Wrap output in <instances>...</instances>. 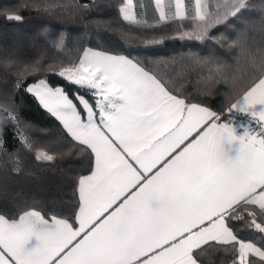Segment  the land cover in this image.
I'll return each instance as SVG.
<instances>
[{
	"label": "snow or ice",
	"instance_id": "obj_1",
	"mask_svg": "<svg viewBox=\"0 0 264 264\" xmlns=\"http://www.w3.org/2000/svg\"><path fill=\"white\" fill-rule=\"evenodd\" d=\"M94 3L80 7L87 10ZM196 4V26L184 35L201 42L215 40L212 28L230 24L252 7L248 0H226L223 10H211L201 0ZM154 7L156 24L170 13L173 20L185 16L183 0H175L174 12L162 0H154ZM119 13L129 23H147L134 0H122ZM6 19L23 23L20 15ZM62 45L63 36L56 47ZM193 59L210 62L195 54ZM39 64L24 66L17 88L20 78L40 71ZM223 67L217 65L216 73ZM253 67L249 86L227 112L249 113L259 132L245 130L237 137L231 123L222 122V113L174 94L179 89L171 79L135 57L85 49L78 63L49 65L96 98L93 105L77 97L82 114L62 88L44 79L27 88L90 157V174L75 178L71 218L49 216L36 204L15 218L0 214V264H202L209 249L230 253L232 264H264V108L255 110L264 106V52L258 62L253 58ZM216 78L210 74L208 80ZM6 120L15 116L8 113ZM236 140L239 155L233 160L225 145ZM22 142L33 150L27 138ZM35 158L54 161L45 151ZM14 163L19 172V160ZM243 232L256 233L259 240Z\"/></svg>",
	"mask_w": 264,
	"mask_h": 264
},
{
	"label": "trees",
	"instance_id": "obj_2",
	"mask_svg": "<svg viewBox=\"0 0 264 264\" xmlns=\"http://www.w3.org/2000/svg\"><path fill=\"white\" fill-rule=\"evenodd\" d=\"M122 0H95L85 10L80 7L91 0H0V214L17 217L28 205L36 204L47 215L72 217L75 212V178L90 173V157L67 137L61 124L43 109L27 86L44 79L51 87H60L82 109L77 97L93 103L91 92L54 74L49 65L71 66L79 62L86 48L139 59L153 71L171 79L178 94L186 101L212 107L222 113L221 120L231 117L228 106L249 86L264 52V0H248L251 8L238 14L231 23L211 29L215 40L190 39L196 26L193 0H183L184 18L156 24L159 13L154 0H134L140 25L121 18ZM226 0H214L211 10H223ZM7 15H20L23 23L7 22ZM63 36L62 47L56 44ZM153 38L159 43H148ZM209 60L200 64L193 55ZM39 60L40 71L20 78L26 64ZM217 65H223L217 74ZM217 78L209 81V75ZM258 74V73H257ZM227 101V103H225ZM8 113L15 120H6ZM83 114V112H82ZM238 118L246 119L239 115ZM255 126V125H254ZM27 138L29 151L22 142ZM54 156L52 162L36 160V153ZM19 160L20 171L14 172ZM238 229L240 222L231 221ZM248 239L259 235L243 232ZM202 264H232L231 254L209 249Z\"/></svg>",
	"mask_w": 264,
	"mask_h": 264
},
{
	"label": "crops",
	"instance_id": "obj_3",
	"mask_svg": "<svg viewBox=\"0 0 264 264\" xmlns=\"http://www.w3.org/2000/svg\"><path fill=\"white\" fill-rule=\"evenodd\" d=\"M162 3L166 6V10L168 9V7L171 8V10L174 12L175 10V0H162ZM193 3H194V7H195V11H196V7H197V4H196V0H193ZM208 5L209 9H212L213 5H214V2L212 0H201V5ZM171 15V13L169 14ZM86 49H90V48H86ZM85 50V49H84ZM84 50L82 51L80 57L83 56L84 54ZM94 50V49H92ZM95 51H99V50H95ZM99 52H102V51H99ZM110 54V53H109ZM80 59V58H79ZM39 81V80H38ZM38 81L34 82V83H31L27 86V88L35 83H37ZM50 86V85H49ZM55 88V87H54ZM33 95V94H32ZM85 98V97H84ZM86 99V98H85ZM95 97H93V103H91L88 99V102L91 103V104H95ZM37 100V99H36ZM78 100V99H77ZM38 101V100H37ZM39 103V102H38ZM78 103L82 109V112H83V107L82 105L80 104L79 100H78ZM40 105V103H39ZM41 106V105H40ZM42 107V106H41ZM43 108V107H42ZM261 108H264V106H256V109L255 110H260ZM44 109V108H43ZM46 110V109H45ZM47 111V110H46ZM48 112V111H47ZM231 117L227 120H223L222 122H225V123H231V126L233 127L234 129V134L237 136V137H240L244 134L245 130H247L250 134L254 131L257 130V132H259V128H258V122L257 120L253 119L252 116L249 114V113H245V112H241V111H238L236 109H233L231 111ZM239 115H242V116H245L246 119H243V118H238L237 116ZM56 119V118H55ZM57 120V119H56ZM58 121V120H57ZM59 122V121H58ZM60 123V122H59ZM255 125V126H254ZM225 147L228 149V156L230 158H232L233 160H235L238 155H239V147H240V142L239 140H236L235 142H233L232 144H226ZM90 174V173H88ZM86 174V175H88ZM36 243L35 239L33 238V240L30 241V245H34Z\"/></svg>",
	"mask_w": 264,
	"mask_h": 264
},
{
	"label": "water",
	"instance_id": "obj_4",
	"mask_svg": "<svg viewBox=\"0 0 264 264\" xmlns=\"http://www.w3.org/2000/svg\"><path fill=\"white\" fill-rule=\"evenodd\" d=\"M7 22H9L7 19H6Z\"/></svg>",
	"mask_w": 264,
	"mask_h": 264
},
{
	"label": "rangeland",
	"instance_id": "obj_5",
	"mask_svg": "<svg viewBox=\"0 0 264 264\" xmlns=\"http://www.w3.org/2000/svg\"><path fill=\"white\" fill-rule=\"evenodd\" d=\"M214 2V0H212Z\"/></svg>",
	"mask_w": 264,
	"mask_h": 264
}]
</instances>
